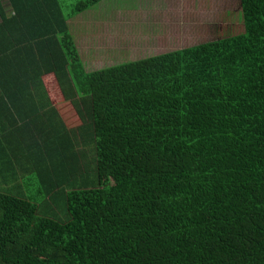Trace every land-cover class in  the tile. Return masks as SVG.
Masks as SVG:
<instances>
[{
  "label": "trees",
  "instance_id": "16d2710c",
  "mask_svg": "<svg viewBox=\"0 0 264 264\" xmlns=\"http://www.w3.org/2000/svg\"><path fill=\"white\" fill-rule=\"evenodd\" d=\"M101 1L0 0V264H264V0L88 71L68 22Z\"/></svg>",
  "mask_w": 264,
  "mask_h": 264
},
{
  "label": "rangeland",
  "instance_id": "374dc122",
  "mask_svg": "<svg viewBox=\"0 0 264 264\" xmlns=\"http://www.w3.org/2000/svg\"><path fill=\"white\" fill-rule=\"evenodd\" d=\"M77 0H61L64 11ZM103 0L68 22L88 71L209 42L241 32L239 0ZM68 6V7H67ZM47 81V94L75 128L77 119L58 87ZM55 84V83H54Z\"/></svg>",
  "mask_w": 264,
  "mask_h": 264
},
{
  "label": "crops",
  "instance_id": "0c3cea01",
  "mask_svg": "<svg viewBox=\"0 0 264 264\" xmlns=\"http://www.w3.org/2000/svg\"><path fill=\"white\" fill-rule=\"evenodd\" d=\"M138 2L141 3V6H140V8H142L141 10H144V8H147L149 10L151 9V5L152 4H151L150 1H148V0H138ZM45 80H47V81H53L54 79H53V76H48V77L45 78ZM60 115H61V118L64 121V116H63L62 112L60 113Z\"/></svg>",
  "mask_w": 264,
  "mask_h": 264
}]
</instances>
